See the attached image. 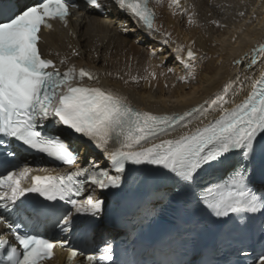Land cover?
Returning a JSON list of instances; mask_svg holds the SVG:
<instances>
[{"label":"snow or ice","instance_id":"1","mask_svg":"<svg viewBox=\"0 0 264 264\" xmlns=\"http://www.w3.org/2000/svg\"><path fill=\"white\" fill-rule=\"evenodd\" d=\"M150 2L106 0L155 35L160 28ZM168 3L175 15L179 0ZM74 7H78L75 0H39L34 6L12 11L0 0V156L10 163L20 148L75 169L59 175H31L30 179L32 168L27 163L0 170V224L6 229L0 237L14 238V243L0 239V264H46L57 246L66 249L70 264L77 256H84L88 264H115L111 244L99 255L88 254L70 241L48 238L39 229L69 233L77 227L76 216L92 218L80 225L85 230L97 226L105 203L95 194L97 190L120 189L131 172L145 165L163 169L177 194L192 197L186 204L194 202L211 216H264V42L233 61L238 67L247 62V69L258 70V76L246 73L241 79L238 74L202 104L157 115L132 107L117 92L82 83L85 77L98 79L92 72L75 66L61 72L43 57L39 48L42 30L51 29L54 20L67 27L69 9ZM83 7L98 15L106 11L105 0H83ZM188 23H195L193 15L188 16ZM161 36L163 43L175 45V59L191 67L196 59L192 45L170 41L171 33ZM148 76L155 79L156 73L149 71ZM180 79L187 82V77ZM245 89L246 96L237 102L235 97ZM215 112L219 115L209 118ZM49 123L53 129L62 127L69 135L89 141L107 160V167L87 157V166L79 165L81 153L49 130ZM181 129L188 130L164 139ZM215 173H219L216 179L205 181ZM154 212V205L145 207V219ZM240 254L246 257L243 251ZM250 264H264V250Z\"/></svg>","mask_w":264,"mask_h":264},{"label":"bare ground","instance_id":"2","mask_svg":"<svg viewBox=\"0 0 264 264\" xmlns=\"http://www.w3.org/2000/svg\"><path fill=\"white\" fill-rule=\"evenodd\" d=\"M23 1L21 6L31 0ZM105 4L106 11L100 16L79 8L78 18L70 25L72 33L61 29L43 34L42 53L61 72L71 66L92 72L98 79L88 81L85 77L82 83L117 92L140 111L157 115L180 113L212 98L238 74L241 79L246 73L259 75L258 70L247 69V62L244 67H238L233 61L264 42V0H179L175 15L168 0H151L155 23L160 28L155 35H149L127 13L111 7L106 0ZM189 15H193L194 24L188 23ZM161 33L164 36L171 33L170 41L192 45L196 59L190 62L191 67L175 59L172 52L175 45L163 43ZM150 52L155 56L150 57ZM61 60L65 63L61 64ZM169 68L174 71L169 72ZM149 71L156 73L155 79L148 76ZM180 77H187V82H182ZM247 92L245 89L235 97L236 101L242 100ZM218 115V112L211 113L209 118ZM54 130L81 153L79 165L86 166L84 158L87 157L100 167H107V160L89 141L69 135L62 127ZM187 130L181 129L164 139L175 138ZM95 194L105 201L99 218L102 220L109 205L121 196V188L104 193L97 190ZM100 231L109 239L116 236L108 228Z\"/></svg>","mask_w":264,"mask_h":264}]
</instances>
